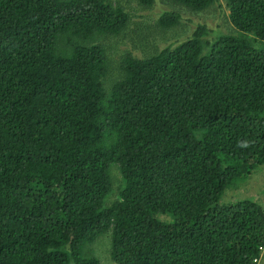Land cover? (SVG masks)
Wrapping results in <instances>:
<instances>
[{"label": "trees", "instance_id": "obj_1", "mask_svg": "<svg viewBox=\"0 0 264 264\" xmlns=\"http://www.w3.org/2000/svg\"><path fill=\"white\" fill-rule=\"evenodd\" d=\"M224 2L234 33L113 63L127 0H0V264H103L101 238L113 264L259 260L264 208L237 181L264 169V0Z\"/></svg>", "mask_w": 264, "mask_h": 264}, {"label": "rangeland", "instance_id": "obj_2", "mask_svg": "<svg viewBox=\"0 0 264 264\" xmlns=\"http://www.w3.org/2000/svg\"><path fill=\"white\" fill-rule=\"evenodd\" d=\"M127 3L125 10L129 13L130 18L124 35L108 36L100 39V43L107 48V54L111 57L113 63L126 51L142 57L145 52L155 50V47L161 49L170 42H179V40L190 36L198 23H203L221 33H234L235 31L228 21V10L224 0H218L208 8L200 11L173 4L168 0H155V4L149 7L141 6L136 0H127ZM161 7L170 8V10L179 13L181 18L176 26L167 30L159 27L156 15ZM150 25L152 29H149ZM128 36L131 40L126 39ZM115 70L113 65L110 75L107 72L104 76L102 81L105 88H108L113 82L111 80L117 75ZM262 168H257L256 171L245 178L246 180H238L237 183H242L237 190L241 195H246L242 197L253 199L264 208V169ZM231 194L233 201L241 197L236 191H232ZM227 198L225 197L223 201H227ZM108 246L106 238L98 239L93 243L95 253L102 258L103 264H113L112 261L106 259V256L109 257ZM258 264H264V252Z\"/></svg>", "mask_w": 264, "mask_h": 264}, {"label": "built area", "instance_id": "obj_3", "mask_svg": "<svg viewBox=\"0 0 264 264\" xmlns=\"http://www.w3.org/2000/svg\"><path fill=\"white\" fill-rule=\"evenodd\" d=\"M263 236H264V233H263ZM260 251H263L264 250V246H261L259 247ZM258 262V260H255V264Z\"/></svg>", "mask_w": 264, "mask_h": 264}, {"label": "clouds", "instance_id": "obj_4", "mask_svg": "<svg viewBox=\"0 0 264 264\" xmlns=\"http://www.w3.org/2000/svg\"><path fill=\"white\" fill-rule=\"evenodd\" d=\"M263 233H264V232H263ZM263 238H264V236H263ZM261 246H264V244H263V245H261ZM261 246H260V247H261ZM259 250H260V249H259ZM260 252H261V257H262V254H263L264 250H263V251H260ZM261 257H260V258H261ZM260 258H259V260H260ZM259 260H258V262H257L256 264H258V263H259Z\"/></svg>", "mask_w": 264, "mask_h": 264}]
</instances>
